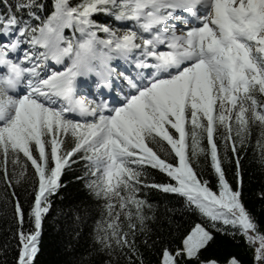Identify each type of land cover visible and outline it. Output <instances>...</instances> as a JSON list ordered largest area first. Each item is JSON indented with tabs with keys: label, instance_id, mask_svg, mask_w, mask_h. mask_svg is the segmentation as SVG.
I'll list each match as a JSON object with an SVG mask.
<instances>
[{
	"label": "snow or ice",
	"instance_id": "obj_1",
	"mask_svg": "<svg viewBox=\"0 0 264 264\" xmlns=\"http://www.w3.org/2000/svg\"><path fill=\"white\" fill-rule=\"evenodd\" d=\"M254 131L264 165V0H0V203L13 264H35L77 166L98 209L89 256L145 264L141 247L159 242L157 264H219L201 254L220 234L242 236L261 264L240 155ZM28 185L25 206L17 189ZM173 203L200 222L170 247L152 235L175 222Z\"/></svg>",
	"mask_w": 264,
	"mask_h": 264
},
{
	"label": "trees",
	"instance_id": "obj_2",
	"mask_svg": "<svg viewBox=\"0 0 264 264\" xmlns=\"http://www.w3.org/2000/svg\"><path fill=\"white\" fill-rule=\"evenodd\" d=\"M100 22H109L103 16L97 17ZM258 132L254 131L251 143L246 147L241 155L242 175H243V202L246 209L259 226V231L264 233V165L261 163L260 149L256 145ZM201 167H205V160L200 159ZM227 169V177L231 183L233 180L234 166ZM82 175L79 166L69 171L62 179L68 184V188L61 193L64 200L57 199L54 201L53 209L43 222L42 234L40 238V252L36 257L35 264H107L106 255H98L94 252L89 256L92 247L91 232L94 228V222L98 219L97 207L89 199L84 189L83 183L76 179ZM209 179L213 184L214 177L209 173L204 177ZM155 179L160 181L163 177L155 175ZM4 186L0 184V194L3 193ZM31 186L17 189V193L21 198V202L27 206L30 201L28 192ZM156 193H150L149 199L153 204L158 203ZM163 199V198H161ZM170 207L176 209L175 222L171 228L168 223L156 224L153 226L152 239L162 237L164 242L171 241L170 247H175L179 243V237L183 232L195 223L200 222L198 216L185 213L179 204L173 203ZM80 210L81 222H77L74 216L77 210ZM87 209V211H83ZM182 217V218H181ZM10 223L9 217L3 215V204L0 203V248L5 244L8 245L7 254L8 264H13L15 257V245L17 241L12 238L11 232L8 231ZM79 223L80 235L77 237L75 229ZM179 225V231L176 230ZM29 225L25 224V230ZM15 230L14 228L12 229ZM162 245L158 242L154 248L141 247L145 264H157L158 250ZM202 258H215L219 264H225V261L236 256L241 264H257L254 259V249L249 246L244 238L240 235L225 236L216 234L215 242L202 252ZM0 259L5 257L0 256ZM113 264H117L116 258L113 257ZM118 264H126L121 258ZM264 264V262H261Z\"/></svg>",
	"mask_w": 264,
	"mask_h": 264
},
{
	"label": "rangeland",
	"instance_id": "obj_3",
	"mask_svg": "<svg viewBox=\"0 0 264 264\" xmlns=\"http://www.w3.org/2000/svg\"><path fill=\"white\" fill-rule=\"evenodd\" d=\"M116 82H119L120 85H122L124 87V85L119 81L117 80ZM127 92L126 88H125V93ZM116 93V92H115ZM117 95H120V88H119V91L116 93ZM122 98V97H120Z\"/></svg>",
	"mask_w": 264,
	"mask_h": 264
}]
</instances>
